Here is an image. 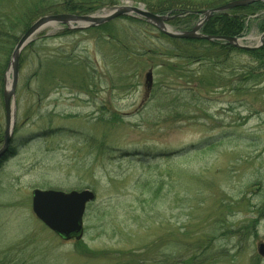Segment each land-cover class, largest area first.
Instances as JSON below:
<instances>
[{
	"label": "rangeland",
	"instance_id": "374dc122",
	"mask_svg": "<svg viewBox=\"0 0 264 264\" xmlns=\"http://www.w3.org/2000/svg\"><path fill=\"white\" fill-rule=\"evenodd\" d=\"M22 1L0 0V12ZM56 1L45 0L40 18L122 6L156 13L139 0H115L77 15ZM172 13L165 16L190 15ZM243 13L240 43L261 46L264 9ZM122 18L114 32L134 37L129 57L110 31L75 23L46 26L21 53L14 133L0 160V264H264V68L225 50L199 62L188 52L206 49L186 50L193 45ZM199 19L188 29L168 26L188 32ZM25 33L4 58L0 150L10 61ZM34 190L95 194L80 241L36 217Z\"/></svg>",
	"mask_w": 264,
	"mask_h": 264
},
{
	"label": "trees",
	"instance_id": "16d2710c",
	"mask_svg": "<svg viewBox=\"0 0 264 264\" xmlns=\"http://www.w3.org/2000/svg\"><path fill=\"white\" fill-rule=\"evenodd\" d=\"M10 1V0H5ZM140 2L146 4L147 7L150 9L156 11L155 14L158 15H165L171 13H176V9L180 8L181 11H184L185 14L190 13V15L186 18H179L175 19L174 21L170 22L171 25L176 27H182L190 28L192 25L193 20H196L202 11L210 10L219 6H222L226 4L229 1L222 0V1H208V0H139ZM45 0H23L21 4L14 5L10 11H8V14H6V11L3 13L0 12V85L4 83V76L3 71L6 69V67L9 64V59L5 61V57L8 56V54L12 51V48L18 41V36L22 33H25L31 25L38 19L40 16H42V12L45 8L44 4ZM57 5L60 4V7H66L68 10V13L70 14H77V15H90L94 12H97L102 6H113L116 4L115 0H57ZM52 9V7H51ZM56 9V8H55ZM264 9V3H255L253 5H250L248 7L243 8H236L234 10H231L226 13L221 14H215L210 18V20L204 25L202 29V34L205 36H214V37H226V38H239L241 34L243 35L246 28L248 27V24H246V15L243 13H247L248 15H254L256 11ZM8 10V8H6ZM172 13V14H173ZM122 19H125L129 21V26L135 23L138 24H145L146 26L148 24L144 20H138L131 17H124ZM114 22L105 24L101 27L93 28V29H99L98 32L110 31V34L107 35L110 39L116 42L118 45V49L123 52V54L127 55L128 57L132 54H136L135 52H131V47L128 46V44L131 42V39L134 37L128 32V29L126 28V33H121L116 30L113 26ZM137 25V24H136ZM261 31H264V19L260 21L259 26ZM104 31V32H105ZM111 32H114L111 34ZM68 33V32H67ZM159 36L169 42H175V43H185L186 45H193V47L186 48V50H189L192 48V50L198 48L206 49L204 53H189V56H193V58L198 59V61L202 62L203 59H210L211 54L213 51H228L231 53H237V54H245L251 57L253 60L258 62L262 68H264V45L257 50L247 51L238 49L233 45H230L226 42H209L205 40H178L170 38L160 32ZM64 35V33L62 34ZM139 40H141V37H139ZM144 42H147L145 40H142ZM141 51L144 50V44L141 46ZM145 54H150L149 50L145 48ZM211 52V53H210ZM139 54V53H138ZM147 54V55H148ZM197 55H200L197 56ZM126 56V58H127ZM142 56V55H141ZM221 56V54H220ZM188 57V58H190ZM200 58V59H199ZM22 59V57H21ZM22 61V60H21ZM251 77L252 72L248 73ZM37 75V74H36ZM35 75V76H36ZM51 77L47 76L45 77L46 82H50L53 80H50ZM252 78V77H251Z\"/></svg>",
	"mask_w": 264,
	"mask_h": 264
},
{
	"label": "water",
	"instance_id": "95a60500",
	"mask_svg": "<svg viewBox=\"0 0 264 264\" xmlns=\"http://www.w3.org/2000/svg\"><path fill=\"white\" fill-rule=\"evenodd\" d=\"M264 2V0H236L226 5L202 12L203 18L199 23L188 32H175L169 26L168 22L177 16H160L146 11L142 8L132 6L116 7L112 11L102 16H76V15H53L40 18L24 34L16 46L9 69L11 70V88L4 91V105L6 111L7 128L5 133L4 145L0 150V160L7 154L10 143L13 138L15 127L16 111L13 112V106L16 97V89L20 76V57L24 48L34 39V37L46 26L50 24H66L68 26L77 24L78 29L94 28L106 23H110L118 18L131 16L146 20L154 25L160 32L176 39H204L207 41H224L234 45L239 49L252 50L248 46L240 43L238 38L225 37H206L201 34L204 24L214 15L224 13L229 10L247 7L249 5ZM264 37V35H263ZM148 86L153 82V74L149 72L146 75ZM14 118V127H13ZM95 200V194L90 190L82 192L63 193L59 191L34 190L33 192V212L36 217L43 222L46 227L56 233L66 241H80L84 236V215L87 205ZM259 255L264 257V243L258 246Z\"/></svg>",
	"mask_w": 264,
	"mask_h": 264
},
{
	"label": "bare ground",
	"instance_id": "6f19581e",
	"mask_svg": "<svg viewBox=\"0 0 264 264\" xmlns=\"http://www.w3.org/2000/svg\"><path fill=\"white\" fill-rule=\"evenodd\" d=\"M203 12V11H202ZM201 12V13H202ZM201 13L200 14H198V16L200 17V19H199V21L202 19V16H201ZM188 14V13H187ZM147 22V21H146ZM148 23V22H147ZM148 24H150V23H148ZM152 25V24H151ZM154 26V25H153ZM155 27V26H154ZM203 35V34H202ZM203 36H205V35H203ZM206 37H214V36H206ZM197 40H204V39H197ZM205 41H207V40H205ZM209 42H211V41H209ZM222 56H219L218 58H221ZM214 58H217V57H214ZM18 87V86H17ZM5 88H7V90H10V88H11V78L10 77H8V80H7V84H6V87ZM16 91H17V89H16ZM5 106V105H4ZM13 112L14 111H16V97H15V102H14V106H13ZM13 127H14V118H13ZM13 133H14V131H13ZM3 145H4V141H3ZM9 150V149H8ZM72 192H78V191H72ZM70 193V192H69Z\"/></svg>",
	"mask_w": 264,
	"mask_h": 264
}]
</instances>
